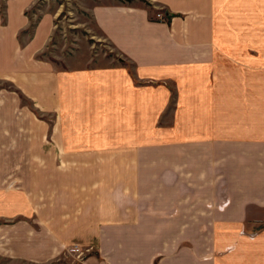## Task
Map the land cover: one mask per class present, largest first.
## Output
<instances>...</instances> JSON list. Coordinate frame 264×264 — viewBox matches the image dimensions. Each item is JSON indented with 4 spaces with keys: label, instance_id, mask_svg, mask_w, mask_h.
<instances>
[{
    "label": "crops",
    "instance_id": "obj_1",
    "mask_svg": "<svg viewBox=\"0 0 264 264\" xmlns=\"http://www.w3.org/2000/svg\"><path fill=\"white\" fill-rule=\"evenodd\" d=\"M148 1L170 21L89 6L118 57L107 64L57 68L35 59L49 27L22 46L26 17L0 26L12 258L73 264L78 245L94 252L75 264H264V0Z\"/></svg>",
    "mask_w": 264,
    "mask_h": 264
},
{
    "label": "rangeland",
    "instance_id": "obj_2",
    "mask_svg": "<svg viewBox=\"0 0 264 264\" xmlns=\"http://www.w3.org/2000/svg\"><path fill=\"white\" fill-rule=\"evenodd\" d=\"M15 0H0V26L4 31L10 29L12 23L21 20L23 17L27 18L23 28L17 31L16 37L20 45L26 46L27 42L35 37L36 30L43 24L49 27L45 38L38 40L37 46L40 47L35 52L36 60H45L52 63L55 67H72L84 66L91 63L107 64L117 60L116 51L113 49L112 44L106 39L102 31L93 22L92 16L88 8L93 3L106 4L110 0H17L27 3L24 8L7 9ZM127 3H136L144 7L152 8V4L148 0H121ZM145 2H148L145 3ZM167 9L162 6L153 7L149 17L156 21H170ZM161 15V16H157ZM264 75V74H263ZM260 79H264L262 74ZM0 88L7 90H14L10 79H0ZM20 93V92H19ZM264 93V88L261 90ZM21 94V93H20ZM23 103L28 104L29 100L24 95H19ZM30 104V103H29ZM31 110L37 113L34 106L29 105ZM38 116L43 117L41 113ZM257 124L264 127V104L258 105L256 113ZM10 185L8 184L7 187ZM9 189V188H8ZM7 189V190H8ZM16 201H5L0 199V210L3 205L7 208L10 203ZM22 205L21 200L19 201ZM0 219V226L6 224ZM9 232L1 234L0 237V264H31L30 262L20 259L12 258L7 252L10 248L4 247L2 241L5 240V235ZM88 248H84V250ZM93 249H90V253ZM68 253V248L65 249ZM85 252V255L89 253ZM94 252V251H93ZM73 257L72 263H77L79 258L74 257V254H69ZM86 257V256H85ZM52 262L51 264H54Z\"/></svg>",
    "mask_w": 264,
    "mask_h": 264
},
{
    "label": "built area",
    "instance_id": "obj_3",
    "mask_svg": "<svg viewBox=\"0 0 264 264\" xmlns=\"http://www.w3.org/2000/svg\"><path fill=\"white\" fill-rule=\"evenodd\" d=\"M157 16H161V15H157ZM70 251L76 252V254L78 255L77 258L83 259L85 257V252H87L88 250L87 249L83 250V249H80L78 246H74L70 248Z\"/></svg>",
    "mask_w": 264,
    "mask_h": 264
},
{
    "label": "bare ground",
    "instance_id": "obj_4",
    "mask_svg": "<svg viewBox=\"0 0 264 264\" xmlns=\"http://www.w3.org/2000/svg\"><path fill=\"white\" fill-rule=\"evenodd\" d=\"M74 246H78V245H73L72 247H74ZM79 247V246H78ZM71 248V247H70ZM70 248L68 249V252L69 253H72V254H75V256H76V258L78 257V255L76 254V252H71L70 251ZM80 249H83V248H81V247H79ZM84 250V249H83ZM78 260H81V259H78Z\"/></svg>",
    "mask_w": 264,
    "mask_h": 264
},
{
    "label": "trees",
    "instance_id": "obj_5",
    "mask_svg": "<svg viewBox=\"0 0 264 264\" xmlns=\"http://www.w3.org/2000/svg\"><path fill=\"white\" fill-rule=\"evenodd\" d=\"M125 1H126V0H125ZM145 3L148 4V2H145ZM172 16H173V14H171V13L168 14V17H172Z\"/></svg>",
    "mask_w": 264,
    "mask_h": 264
}]
</instances>
